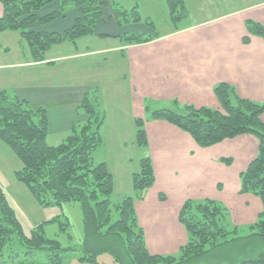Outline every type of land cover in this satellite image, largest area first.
Masks as SVG:
<instances>
[{
    "label": "trees",
    "instance_id": "obj_1",
    "mask_svg": "<svg viewBox=\"0 0 264 264\" xmlns=\"http://www.w3.org/2000/svg\"><path fill=\"white\" fill-rule=\"evenodd\" d=\"M165 2L173 23L186 16L184 0ZM108 3L101 0H0V32L19 33L32 62H44L52 47L63 43L76 46L80 39L94 35ZM71 9L76 10L77 15L69 28L62 32L45 29L47 24L63 18ZM113 11L118 25L122 24L121 16L127 20L126 12H121L118 7ZM129 21L138 23L141 18L134 11ZM245 27L250 35L264 41V26L247 20ZM125 36H122L124 41ZM158 37L155 33L147 34L143 39L138 36L132 40L127 37L126 40L129 44H139ZM248 42V39H243V43ZM213 92L219 102V110L175 107L153 111L149 119L167 121L203 148L241 135L254 136L258 140V154L240 174L239 193L257 196L262 210L257 221L250 225V233L242 235L237 227L232 230L226 228L227 212L218 202L211 199L200 203L184 202L179 222L185 228L188 240L178 256L148 252L144 231L135 212V202L142 200L145 190L155 182L149 158L141 159L139 172L132 175L133 188L141 196L137 195L136 199L126 196L111 206L113 176L106 163L94 164L91 157L102 142L100 128L103 122L87 97L81 105L87 114L85 123L73 127L63 143L49 146L46 143L49 125L46 109H32L25 100L0 89V140L20 159L22 168L14 173L15 179L35 199L58 204L64 201L80 203L85 234L81 257L84 264H95L96 256L105 251L117 254L113 249L120 246L122 261L118 254L117 257L122 264H264V247L252 246L255 242H264V123L261 119L264 103L239 97L235 89L225 83L216 85ZM182 109L184 114L175 112ZM135 124L137 145L146 147L144 122L136 119ZM15 245L22 246L26 256L35 251L50 250L52 264H59L65 251L56 241L46 239L39 227L26 238L0 188V259L4 264H15L13 261L20 259L14 252ZM5 252H8L9 261H5Z\"/></svg>",
    "mask_w": 264,
    "mask_h": 264
},
{
    "label": "crops",
    "instance_id": "obj_2",
    "mask_svg": "<svg viewBox=\"0 0 264 264\" xmlns=\"http://www.w3.org/2000/svg\"><path fill=\"white\" fill-rule=\"evenodd\" d=\"M234 1L224 3L223 5L227 6L226 10L216 15H212L205 4L199 3L194 10L206 13L200 15L191 25L177 27L179 30H169L160 34L158 39L143 45H131L124 49L119 43V46L114 48L115 51L120 50V55L125 56L128 64L127 72L122 78L129 87L127 108L131 110L134 121L149 119L145 106L147 103L149 105V102L151 105L154 103L165 107L173 105L178 109L192 106L219 110L220 105L213 90L221 83L232 86L243 99L264 103V41L258 36L250 35L245 27L247 20L264 26V0L249 4L247 2L240 4V0ZM76 15V10H68L63 18L50 22L45 29L62 32L72 25ZM112 17L107 23L104 21L98 23L96 36L89 38L110 39L99 37L101 33H109L108 26L113 28L110 29L114 33L112 36L135 30L130 28L119 33L116 20ZM244 38L248 39L247 44L243 43ZM78 42L76 46L72 44L71 46L78 48ZM55 48L54 46L47 52L44 62L34 63L29 57L28 61L12 65L19 69L34 68L31 75L28 74L13 92L18 98L25 100L32 109H46L48 133L59 132L61 136L87 120V114L81 105L92 87L87 84V73L81 75L83 71H80L77 75L73 69L71 70L74 75L69 70L67 75L70 77L65 82L58 83L55 80L54 72L59 67L57 62L65 58L54 57L55 53L52 52ZM108 52L107 49L98 51L100 54ZM88 53L91 52L85 54ZM64 70L65 67L63 72ZM40 75L43 81L38 79L41 78ZM49 76L51 79L46 80ZM261 119L264 123V113ZM151 121L145 124L149 147L154 143L150 130L160 126L159 124L163 125V122ZM163 126L165 130L175 134L169 136L170 138H177L180 141L177 147L161 153L158 161L162 171L160 180L157 162L154 158L151 159L155 182L147 190L146 196L144 195L142 200H137L134 206L144 231L148 252L164 256L179 252L187 241L185 228L179 222V213L186 199L191 195L222 201L220 196L223 190L218 191L217 185L222 186L221 181H225L230 173L220 159L226 155L234 157L237 155L234 152L238 151V154L243 155L241 160L244 163L253 155L255 147L257 149V142L251 138L252 136L241 135L226 139L213 147L203 148L195 145L188 134L175 126L171 124ZM245 143L253 146L250 152L249 146H245ZM174 169L184 171L180 174L186 176L178 180L168 177ZM178 175L179 173H175L174 177ZM188 177L193 179L185 180ZM185 191H189L190 195Z\"/></svg>",
    "mask_w": 264,
    "mask_h": 264
},
{
    "label": "rangeland",
    "instance_id": "obj_3",
    "mask_svg": "<svg viewBox=\"0 0 264 264\" xmlns=\"http://www.w3.org/2000/svg\"><path fill=\"white\" fill-rule=\"evenodd\" d=\"M101 1H109V3L108 6L103 9L104 14L97 22V25L103 21L107 23L109 21L108 19L112 16V18H115L113 10L115 7H118L121 12L127 13V20H124L122 16L119 19L122 24H117L118 32L120 33L121 30L125 31L130 28H134L135 30L124 33H122V31V34L112 36L114 33H112L110 29L113 28L108 26L107 29L109 30V33H101L102 35L100 34L99 37H110V39L101 40L98 38H89L96 36V25L94 35L79 40L78 48H75L74 46H71L70 43H67L63 46H55L56 48L52 53H55L53 55L57 58L65 57L64 59H61V61L57 62L59 67L57 66L58 68L54 72L56 75L55 80L58 81V83L65 82L67 78L70 77V75H67L69 70L74 75L71 69L75 70L77 75H79L80 71H83V74L81 75L87 73V84L92 87L89 95H87V98L91 104L95 106L97 116L103 122L100 128L102 142L92 153V162L94 164L101 162L106 163L113 176L111 206L114 207L115 204L119 203L126 196H133L135 199L137 195L141 196L134 190L132 183V175L140 170L141 159L149 158L151 160L154 158L156 160L157 172L160 180L162 171L159 167L158 161L161 153L170 151L171 149L177 147L180 141V139L169 137L175 134L165 130V126L163 125L170 124L165 120L159 119L157 121L163 122V125L159 124L160 126H155L150 130L153 134L152 137L154 138L153 145L151 147H149V145L146 147H140L137 145V126L134 118L132 117L131 110L127 108L130 94L128 92L129 87L122 78L125 76V72H127L128 64L125 61V56L120 55V50L115 51L114 48L119 46V43H121V45L124 46V49H126L131 45L137 46L150 42L129 44L130 42L127 43L126 40L127 37L129 38L128 40H132L134 37L138 36L143 39V37H146L147 34L151 36L155 33L160 37V34H164L169 30H177L178 28H184L191 25L199 19L200 15H205L206 13V11L201 12L194 10L199 3L205 4L208 11L212 15H216L226 10L227 6L223 5L224 3L227 4L235 1L184 0L187 14L179 21L176 20V23H173L169 17L165 0ZM254 1L257 2L260 0H240V4L243 2H247V4H249V2ZM232 4L234 5V3ZM134 11H136L141 18V21L138 23H131V21H129L134 16ZM1 13L2 9L0 6V15ZM147 24H150V26ZM132 33H134V35H132ZM125 34L126 39L124 41L122 36ZM114 38H118L120 42L118 39ZM104 49L109 50V52L105 54L98 53V51ZM88 51L91 53L85 54ZM28 53L26 44L21 42L19 33L11 31L0 32V88L7 90L8 94L11 96L16 95L13 92L14 88H18L21 82L24 81L25 77L28 76V74L31 75L32 71H34V68L25 67L19 69L16 66H12L16 62L28 61ZM63 67H65L64 72ZM40 77L41 78L38 79L43 81L42 75H40ZM48 78L51 79L50 76L45 79L49 80ZM145 106H149L148 108H150L148 109L149 116L153 111L168 108L175 109L173 105L165 107V105H158L154 103L151 105L150 102L149 105L147 103ZM82 110L85 112L84 108H82ZM175 112L184 114L183 109L176 110ZM93 120L94 118L92 121ZM151 120L152 119L147 118L146 121H143V129L145 130V133V124L152 122ZM59 134L61 133L50 131L47 134L46 143L49 146H57L65 141L67 136L70 135V132L64 134L62 133L63 135L61 136H59ZM251 138L256 140L257 149L255 147L254 153L250 156L248 161L243 163L241 160V157L243 159V155L238 154V151L234 152L237 154L234 157L226 155L220 159L221 163L230 173L229 177L225 181H221L222 186L217 185L218 191L223 190L222 196H220L222 201L207 198L205 196L194 197L190 195L189 191H185L186 194L190 195L186 201L200 203L206 199H211L218 202V204L225 208L227 212L225 220L226 228L228 230H232L234 227H237L242 235L250 233V225L257 221L262 210L261 200L257 196L249 193L239 196V194H241L239 193L240 174L246 170L249 162H251L258 154V140L254 136ZM192 141L195 143L193 139ZM195 145L197 144L195 143ZM245 146H249V152L253 147L249 143H245ZM21 168L22 163L15 152L12 148L0 140V188L4 192L8 203L14 210L15 215L19 220L23 235L26 238H29L32 235V230L39 227L46 239L56 241L61 249L65 250L61 254L62 259L59 264H84V262L81 261V257L83 255L82 247L85 234L80 203L78 201H64L58 204L51 200L39 202L28 192L24 185L15 179L14 173ZM181 172L184 171L174 169L170 172L168 177L174 180L182 179L186 176V174L181 175ZM175 173H179V175L174 177ZM192 179L193 178L188 177L185 180L191 181ZM161 184L162 182L160 181L159 185ZM184 185L187 184L184 183ZM146 192L147 190H145L143 195H145ZM201 194H203V191ZM186 237L188 240L187 233ZM186 243L184 245H186ZM105 246H108V243H106ZM252 246L255 248H263L264 242H255ZM14 247V252H16L20 257V259L13 261L15 264H18L19 262L22 264H52L50 259V250H39L33 252L32 255L26 256L24 255L26 250H24L22 246L15 245ZM113 250L119 255L120 260L122 261V247L120 246L119 249ZM117 254H112L108 251L100 253L96 256L95 264H122L121 261L118 260ZM170 254H172L171 256H178L179 252ZM7 255L8 252H5V261H9L7 260ZM0 264H4L2 259H0Z\"/></svg>",
    "mask_w": 264,
    "mask_h": 264
}]
</instances>
